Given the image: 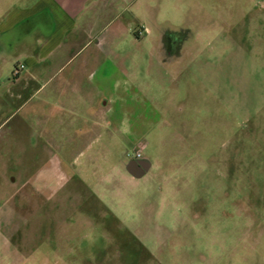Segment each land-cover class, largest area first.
Listing matches in <instances>:
<instances>
[{"label":"rangeland","instance_id":"1","mask_svg":"<svg viewBox=\"0 0 264 264\" xmlns=\"http://www.w3.org/2000/svg\"><path fill=\"white\" fill-rule=\"evenodd\" d=\"M113 27L102 111L0 94V264H264V0H137Z\"/></svg>","mask_w":264,"mask_h":264},{"label":"crops","instance_id":"2","mask_svg":"<svg viewBox=\"0 0 264 264\" xmlns=\"http://www.w3.org/2000/svg\"><path fill=\"white\" fill-rule=\"evenodd\" d=\"M20 1H0V94L35 89L55 98L54 106L60 108H71L72 104L62 103L61 98L75 94L89 109L100 105L97 111H102L106 102L101 105L95 100L109 94L104 81L110 76V65L123 58L113 42L123 30L110 27L120 12L134 7L137 0ZM119 2L123 5L117 12ZM18 64L23 68L16 79L6 80L3 70L13 65V77ZM70 64L73 66L64 77L75 85L67 89L60 82ZM91 84L98 87L97 95L88 88Z\"/></svg>","mask_w":264,"mask_h":264},{"label":"water","instance_id":"3","mask_svg":"<svg viewBox=\"0 0 264 264\" xmlns=\"http://www.w3.org/2000/svg\"><path fill=\"white\" fill-rule=\"evenodd\" d=\"M149 166L146 159L131 160L127 165V170L135 177H140L148 171Z\"/></svg>","mask_w":264,"mask_h":264},{"label":"flooded vegetation","instance_id":"4","mask_svg":"<svg viewBox=\"0 0 264 264\" xmlns=\"http://www.w3.org/2000/svg\"><path fill=\"white\" fill-rule=\"evenodd\" d=\"M175 41H172L170 38H166L164 39V42H162L161 44L163 45V47H165L166 49H169V48H177V45L174 44Z\"/></svg>","mask_w":264,"mask_h":264},{"label":"built area","instance_id":"5","mask_svg":"<svg viewBox=\"0 0 264 264\" xmlns=\"http://www.w3.org/2000/svg\"><path fill=\"white\" fill-rule=\"evenodd\" d=\"M21 68H23V65L16 66L13 71V76H16ZM136 156L139 157L140 153H137Z\"/></svg>","mask_w":264,"mask_h":264}]
</instances>
